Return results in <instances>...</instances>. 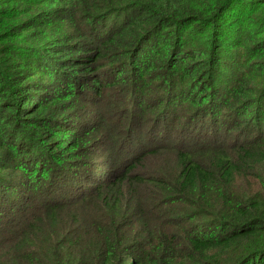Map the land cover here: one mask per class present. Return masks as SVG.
Here are the masks:
<instances>
[{
  "label": "trees",
  "instance_id": "16d2710c",
  "mask_svg": "<svg viewBox=\"0 0 264 264\" xmlns=\"http://www.w3.org/2000/svg\"><path fill=\"white\" fill-rule=\"evenodd\" d=\"M45 2L54 5L46 7L51 14L42 21L69 22L60 23V29L78 24L57 9L59 3L74 6L85 20H104L107 28L96 35L91 21L69 45L55 39L52 47L59 50L44 61L50 85L33 73L0 85V105L10 100L6 107L40 115L30 117L25 129L34 121L45 122L43 115L61 106L62 90L78 75L102 82L111 79L109 68L117 66L119 77L110 80L112 88L125 78L147 89L158 69H174L185 79L201 72L211 61L196 57L195 33L231 26L225 0ZM218 58L216 63L222 64ZM162 90L156 103L137 100L125 106L127 117H146L153 129L144 128V134L129 142L123 164L113 171L92 168L87 175L83 171L79 178L44 186L49 165L38 159L27 163L29 178L41 185L38 201L12 208L10 218L0 215V264H264V181L238 187L264 173V132L241 139L244 112L232 124L224 121L232 118L235 106L242 108L238 102L250 100L249 93L242 85L228 94L233 100L220 89L208 93L205 102L189 98L191 111L184 115L185 98L170 102L175 94ZM1 122L12 125V116ZM182 122L185 129L176 134ZM41 134L49 136L44 138L49 144L66 138L44 130ZM79 145L80 139L68 137L52 153L62 161ZM30 151L41 155L32 144ZM23 188V183H0V210L16 206L26 196ZM33 189L28 186L24 192Z\"/></svg>",
  "mask_w": 264,
  "mask_h": 264
},
{
  "label": "rangeland",
  "instance_id": "374dc122",
  "mask_svg": "<svg viewBox=\"0 0 264 264\" xmlns=\"http://www.w3.org/2000/svg\"><path fill=\"white\" fill-rule=\"evenodd\" d=\"M225 1L228 5L231 26L211 33L208 31L195 33L196 57L203 59L204 62L210 60L211 63L207 65L206 69L201 72L197 71L186 79L182 78V75L174 73V69L167 71L166 68H163L158 69L154 74L156 80H152L147 89L141 87L136 81L125 78H120L118 84L112 88L110 80L119 77L117 66L109 68V78L111 79L102 82L93 76L78 75L77 79L72 78L70 88L62 90L65 100L62 101L61 106L43 115L45 122L34 121L32 126L26 129L23 127L32 121L30 117L40 115H30L16 107H6V103H11L10 100H6L4 105H0L1 119L8 114L12 116V125L2 123L0 119V183L8 186H17L23 183V193L26 195L16 206L0 210V215L3 214L4 219L10 218L14 213L11 212L12 208L25 202L24 206L38 201L35 197L40 191L41 185L36 178H29L30 172L26 170L27 163H35L36 159L42 160L43 166L49 165L43 178L44 186H48L49 182L56 185L58 180L66 181L70 178H79L80 173L84 171L87 175L91 173L92 168L102 167L113 171L118 165L123 164V154L129 142L138 137L139 133L144 134V128H148L150 132L153 129L150 124L151 120L146 117L142 119L137 116L135 118L127 117L128 112H126L125 106H129L137 100H143L144 103L147 101L156 103L157 94L165 92V90L159 91L161 88L167 89L168 93L171 91L175 94V98L170 102L185 98L181 113L189 115L191 105L188 104L190 102L186 101L187 99L200 98L202 102H205L210 93L220 89L226 92L224 95L226 99L233 100L228 97V94L243 85V91L246 90L249 93L250 100L246 103V99L238 102L239 105H243L242 108L235 106L232 118L224 119V121L232 124L235 117L244 112L245 116L239 120L246 124L243 126L244 133H242L241 139L263 134L264 0ZM59 4L57 9L65 10L66 14L81 26L71 25L60 29V23L69 22L55 18L49 19L51 22L47 23L42 21L47 14H51L46 12V7L51 5L53 8L52 5H54L46 3L45 0H0V74H4L0 76V85L7 84L9 79L19 74L28 75L31 73L37 79L42 77L43 85L50 83L49 76L45 72L44 61H51V54L58 52L59 49L52 47L55 39L69 45L79 38L81 28L87 30V26L84 25L91 21L92 23L96 22L92 24L97 30L94 33L96 35L107 28L106 26L102 27L104 20L103 22L97 21V17L85 20L83 16L76 13L74 6ZM240 18L242 19L241 27ZM215 27L217 24L213 28ZM239 31L240 33L237 35ZM209 39L215 43H207L206 41ZM220 42H223L222 47L219 46ZM57 44L61 45V43ZM217 56L222 64L216 63ZM34 88L36 90L35 97H38V91L41 89L39 86ZM17 97L20 96L17 95ZM12 99L15 101L16 97H12ZM31 104L33 106L35 103L31 102ZM185 124L182 122L179 127L181 129L175 133L182 132L185 129ZM18 128H21L20 132H17ZM23 129L25 131H22ZM42 130L50 132V135H57L58 138L65 134L66 138L55 140L49 144L44 141V138L49 136L43 137ZM234 134L235 130L231 135ZM68 137L80 139V145L72 155H68L62 161L57 160L56 153L54 154L52 151L56 146H61L64 141H67ZM3 143L4 145H2ZM31 144L41 154L40 156L31 153ZM81 162L83 163L81 164ZM257 173L259 174V172ZM261 181H264V173L239 182L238 187L244 190L250 183H257L260 186ZM28 186H32L34 189L24 192ZM257 187L254 185V188Z\"/></svg>",
  "mask_w": 264,
  "mask_h": 264
}]
</instances>
